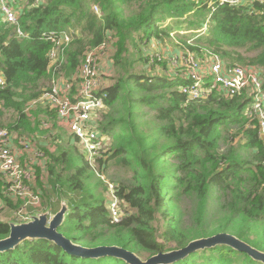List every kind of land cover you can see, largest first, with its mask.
I'll return each instance as SVG.
<instances>
[{
    "label": "trees",
    "instance_id": "obj_1",
    "mask_svg": "<svg viewBox=\"0 0 264 264\" xmlns=\"http://www.w3.org/2000/svg\"><path fill=\"white\" fill-rule=\"evenodd\" d=\"M92 6H98L99 15ZM132 7L134 13L124 15ZM203 25L206 30L198 32ZM19 28L28 38H16L15 28L0 18V74L5 79L0 88V118L11 113L6 126L0 122V129L6 127L18 135L48 134L42 121L60 131L54 111L37 105L26 112V104L47 88L52 77L73 75L86 51L108 37L113 39L112 72L101 92L106 109L99 129L110 138L106 167H118L130 178L129 184L116 185L124 218L111 223L107 198L90 185L92 168L70 136L67 150L41 149L45 168H35L42 212L48 209L54 215L61 203L66 206L58 227L62 236L76 246H115L148 259L198 239L228 234L264 254V141L258 121L244 113L250 103L248 94L224 97L212 92L206 99L186 102L178 89L186 84L184 79L156 73L144 77L135 71L137 65H147L143 48L150 40L166 38L181 51L188 49L199 58L215 54L228 66L260 69L264 77V3L45 0L43 5L23 9ZM177 30L183 32L182 40H169V34ZM50 32L71 36L56 70L48 68L51 44L41 37ZM190 39L191 45L186 42ZM53 140H61V135L57 133ZM221 145L227 146L225 153H219ZM41 168L46 170L45 182ZM213 190L221 194L222 215L205 228ZM192 193L194 231L185 228L177 210L180 198ZM0 198L12 209L19 205L4 197L1 187ZM9 224L0 221V240L8 237ZM0 264L127 263L111 256H74L47 239L26 238L0 252ZM169 264L264 263L219 244Z\"/></svg>",
    "mask_w": 264,
    "mask_h": 264
},
{
    "label": "built area",
    "instance_id": "obj_2",
    "mask_svg": "<svg viewBox=\"0 0 264 264\" xmlns=\"http://www.w3.org/2000/svg\"><path fill=\"white\" fill-rule=\"evenodd\" d=\"M220 4L240 6L250 2L264 3V0H218ZM45 0H0V18L2 22L13 26L15 37L28 38V34L19 28V17L23 9L43 5ZM98 13L96 6L92 7ZM168 22V21H167ZM164 22L160 27H164ZM206 26L198 32H204ZM172 32L169 34L173 38ZM180 34H183L180 33ZM41 37L50 42L51 47L46 57L48 68L56 70L63 61L65 48L71 41V36L65 32H50ZM162 41V40H161ZM177 43V42H176ZM113 39L108 37L99 46L85 52L81 64L75 73L59 82L51 78L49 86L44 89L30 104L41 105L54 111L60 125L72 137V142L81 153L88 166L94 168L96 160L109 151L110 138L103 136L99 129L102 114L106 109L105 95L99 63L102 60L112 62ZM167 43L151 39L148 43L149 54L146 56L147 69L152 68L156 74H166L170 79L180 77L186 81L178 89L184 95L186 102L206 99L210 93L216 92L224 97L248 94L250 103L245 115L258 121V134L264 141V91L262 88L264 77L260 69L251 66L226 65L217 55L210 54L199 58L192 51L185 49L178 54L165 55L160 47ZM164 63L165 69L159 68ZM110 65V64H109ZM146 68V67H145ZM107 72H102L108 74ZM111 74V73H110ZM108 74L107 77H110ZM61 83V85H60ZM5 86V79L0 74V88ZM12 133L7 129H0V179L1 194L12 203L19 205L12 209L6 206L0 198V209H9L16 222L25 223L37 213H42L41 196L36 187L35 167L43 161V152L33 139L20 137L14 145ZM19 148L21 157L16 154ZM24 157V160L21 158ZM40 166L42 164H39ZM104 180V177H101ZM109 199L107 211L111 223L117 224L124 218V205L116 197V185L107 183Z\"/></svg>",
    "mask_w": 264,
    "mask_h": 264
},
{
    "label": "water",
    "instance_id": "obj_3",
    "mask_svg": "<svg viewBox=\"0 0 264 264\" xmlns=\"http://www.w3.org/2000/svg\"><path fill=\"white\" fill-rule=\"evenodd\" d=\"M65 211L66 206L64 203H61V208L54 215H49L47 212H42L33 215L31 220L28 222L19 224L10 223L8 237L0 240V252L13 248L26 238H43L55 243L66 253L83 258L111 256L119 258L125 261L127 264H169L184 258L196 250L224 244L238 251L244 252L251 258L264 263V254L262 252L251 248L246 243L228 234H218L211 237L198 239L190 242L181 249L169 253H158L145 260H141L135 254L115 246H100L96 248H84L81 246H76L58 232V227L62 223Z\"/></svg>",
    "mask_w": 264,
    "mask_h": 264
},
{
    "label": "rangeland",
    "instance_id": "obj_4",
    "mask_svg": "<svg viewBox=\"0 0 264 264\" xmlns=\"http://www.w3.org/2000/svg\"><path fill=\"white\" fill-rule=\"evenodd\" d=\"M93 7V6H92ZM91 7V9H93ZM98 9V15H99V8L97 6ZM94 11V10H93ZM135 11V9L132 7L131 9L125 10L124 15L128 16L133 14ZM177 33L173 34V38L171 36H169L170 38H168L169 40H176V41H181V35L180 33H182L181 30H177L175 31ZM177 34V35H176ZM180 36V37H179ZM163 41H165L166 43L169 44L168 40L166 38H164V40H160L161 43H163ZM187 43H189L190 45L192 44V40H187ZM146 50V51H145ZM148 47L147 45L143 48L144 52V57L147 56L149 54L148 51ZM253 53H248L246 55H252ZM111 59V57H110ZM148 59V58H147ZM110 66H109V71L108 74H110L112 72V62H109ZM147 64V62H146ZM154 65H159V68H161L162 70L165 69V67H163L164 63L161 64H154ZM146 69H144L145 67L141 65H137L135 68V71H139V74L141 76H149L151 75V73L153 74L154 72H152V68L151 69H147V65ZM246 66V65H244ZM144 67V68H143ZM143 68V69H142ZM111 75V74H110ZM107 79H109V77H107ZM46 87V85H45ZM43 90V89H42ZM41 90V91H42ZM10 112H6L5 115L0 118V122L2 124H4L6 126V124L8 123V118L10 116ZM6 128V127H4ZM44 136V135H43ZM40 134H37L36 136L33 137V141L34 143H36V145L39 147V149H45L49 152H56L58 148H63V149H68L69 148V144L67 143V136L65 135V133L62 135L61 134V140H53L52 138H45ZM29 138V137H28ZM74 145V144H73ZM228 150L226 145H221L220 146V150L219 153H225ZM43 152V151H42ZM110 154V151H107V153H105L102 156V162L101 163H96L95 167L91 169L92 173H93V179L91 180V184L92 186L95 187V192L96 194H104L105 199H109V191H108V187H107V183H110L112 185H120L122 184H129L130 178L128 176V174H125L124 172H122V170L118 167H106V158L108 157V155ZM42 164V168H45V159H43V161H41ZM41 168V170H42ZM43 175H42V180L45 182L46 178H47V174H46V170L43 169L42 170ZM104 177V180L101 179V177ZM101 181V184L98 185V181ZM102 188L105 189L104 191H102ZM220 196L221 194L215 190H213L211 192V197L209 198V203L207 206V215L205 216L204 219V227L209 228V225H211L212 221L216 220L217 218H219L222 213L219 207V204L221 203L220 200ZM224 199H222L223 201ZM195 202H196V198H195V194H189L186 196H182L178 202V207L177 210H179L180 215L183 219L184 222V226L187 230L190 231H194V229L197 227L196 225V221H195ZM48 209L44 210V212H47ZM126 212H128L126 210ZM133 212V210H132ZM48 213V212H47ZM52 215V214H50ZM0 221L1 222H9V223H15L16 221L14 220L13 214L9 209H6V207L0 209ZM143 255V254H141ZM141 260H145V256H140Z\"/></svg>",
    "mask_w": 264,
    "mask_h": 264
},
{
    "label": "crops",
    "instance_id": "obj_5",
    "mask_svg": "<svg viewBox=\"0 0 264 264\" xmlns=\"http://www.w3.org/2000/svg\"><path fill=\"white\" fill-rule=\"evenodd\" d=\"M160 51H161V53H163V54H165V55H174V54H178V53H180L181 52V50H180V48H178L177 46H175V45H172V44H166V45H163V46H161L160 47ZM109 64H108V62L107 61H105V60H102L100 63H99V68H100V71H101V76H105L104 78H102V83H103V87H105V86H108V84H109V79H107V76H108V74H105V73H102V72H107V70H108V68H109ZM155 74V72L152 74V75H154ZM156 75H166V74H156ZM55 78V77H54ZM64 78H66V77H60V76H58V77H56L55 79L56 80H58L59 82H62V80L64 79ZM49 84H50V82H46V87H48L49 86ZM60 85H61V83H60ZM46 89V88H45ZM44 90V89H43ZM30 104V101L26 104V106H28ZM37 105H32V106H30V107H28V108H26V112L28 111V110H32L33 108H35ZM57 120H58V118H57ZM43 122V124H42V128L43 129H45V131H47V133L48 134H46V133H44V134H41L43 137H47V138H52V137H55L56 136V134L58 133V134H64L65 133V135L67 136V140L70 138V135L69 134H67L66 133V131H65V129L62 127V125H60V122H59V120L57 121V125H58V128L60 129V131L58 130H55L53 127H52V123H50V122H45V121H42ZM12 133V136H13V142H14V145H17V139L18 138H20V137H29V138H31V139H33V137L34 136H36L37 134H33V135H27V134H22V135H18L17 133H13V132H11ZM34 140V139H33ZM36 144V143H35ZM16 154H17V156L18 157H21L23 154H21L20 153V151H19V148L18 147H16ZM21 160H24V157H22L21 158ZM39 164H41V161L38 163V165H36V166H34L35 168H37V167H41ZM36 174V173H35ZM0 187L2 188V183H1V179H0Z\"/></svg>",
    "mask_w": 264,
    "mask_h": 264
}]
</instances>
